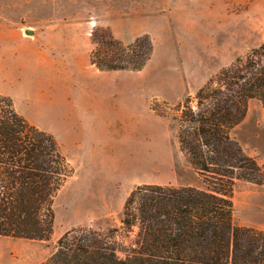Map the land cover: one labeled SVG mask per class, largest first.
I'll return each instance as SVG.
<instances>
[{
    "label": "rangeland",
    "instance_id": "1",
    "mask_svg": "<svg viewBox=\"0 0 264 264\" xmlns=\"http://www.w3.org/2000/svg\"><path fill=\"white\" fill-rule=\"evenodd\" d=\"M100 28L125 46L149 39L154 49L143 70L92 65V52L103 54L93 43ZM263 44L264 0H0V94L54 136L69 164L50 239L1 237L0 264H36L47 252L39 264L46 263L66 234L94 238L126 258L140 228L128 230L122 219L138 187L206 186L177 139L184 106L198 111V92L217 89L224 71L264 66ZM231 137L259 167L256 181L234 180L233 223L264 232L259 100L249 101Z\"/></svg>",
    "mask_w": 264,
    "mask_h": 264
},
{
    "label": "trees",
    "instance_id": "2",
    "mask_svg": "<svg viewBox=\"0 0 264 264\" xmlns=\"http://www.w3.org/2000/svg\"><path fill=\"white\" fill-rule=\"evenodd\" d=\"M98 32L104 35L96 32L93 43L103 54L92 52L91 64L99 71L140 72L150 61L149 39L125 46L108 28ZM260 49L264 56V44ZM253 64L224 71L217 89L202 88L198 111L184 106L177 139L189 163L205 176V188L138 187L126 202L122 223L128 230L139 225L140 232L124 259L94 238L66 234L43 264H264V232L233 223L234 180L256 181L259 172L231 137L250 100L264 106V66ZM68 165L54 136L0 94V236L50 239L54 200L69 176Z\"/></svg>",
    "mask_w": 264,
    "mask_h": 264
},
{
    "label": "crops",
    "instance_id": "3",
    "mask_svg": "<svg viewBox=\"0 0 264 264\" xmlns=\"http://www.w3.org/2000/svg\"><path fill=\"white\" fill-rule=\"evenodd\" d=\"M181 186H196V185H193V184H188V185H181ZM180 187V186H179ZM198 188H201V187H199L198 186ZM202 189V188H201ZM1 237H3V236H0V242H5L4 241V239H1ZM7 237H5V239H6ZM30 241H32V242H38V243H41V242H44V241H35V240H30ZM49 257V254L47 253V252H45L40 258H38V257H35V260L37 261L36 262V264H39L40 262H44V261H46L47 260V258ZM1 258H3V261H6V260H8L9 258H10V254L8 253V254H6V253H4L2 256H1ZM30 258V260H32V258L33 257H28V259Z\"/></svg>",
    "mask_w": 264,
    "mask_h": 264
},
{
    "label": "water",
    "instance_id": "4",
    "mask_svg": "<svg viewBox=\"0 0 264 264\" xmlns=\"http://www.w3.org/2000/svg\"><path fill=\"white\" fill-rule=\"evenodd\" d=\"M26 33L34 34V32L31 30H27Z\"/></svg>",
    "mask_w": 264,
    "mask_h": 264
},
{
    "label": "bare ground",
    "instance_id": "5",
    "mask_svg": "<svg viewBox=\"0 0 264 264\" xmlns=\"http://www.w3.org/2000/svg\"><path fill=\"white\" fill-rule=\"evenodd\" d=\"M30 34V33H29Z\"/></svg>",
    "mask_w": 264,
    "mask_h": 264
}]
</instances>
